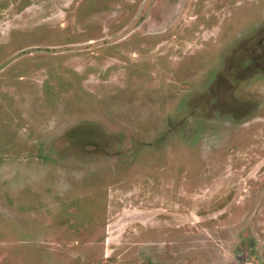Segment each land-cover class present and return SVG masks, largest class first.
Instances as JSON below:
<instances>
[{"label": "rangeland", "instance_id": "obj_1", "mask_svg": "<svg viewBox=\"0 0 264 264\" xmlns=\"http://www.w3.org/2000/svg\"><path fill=\"white\" fill-rule=\"evenodd\" d=\"M0 264H264V0H0Z\"/></svg>", "mask_w": 264, "mask_h": 264}]
</instances>
